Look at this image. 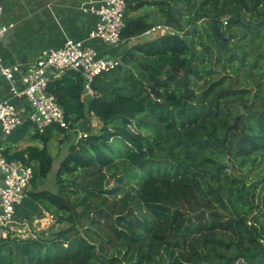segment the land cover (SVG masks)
Masks as SVG:
<instances>
[{
  "label": "trees",
  "instance_id": "16d2710c",
  "mask_svg": "<svg viewBox=\"0 0 264 264\" xmlns=\"http://www.w3.org/2000/svg\"><path fill=\"white\" fill-rule=\"evenodd\" d=\"M185 3L180 18L173 0H128L122 39L172 30L129 47L92 97L80 71L54 78L68 128L25 120L7 135L43 143L4 152L32 166V194L69 225L0 241V264H264V0ZM78 126L90 132L71 144L57 190H38L49 141Z\"/></svg>",
  "mask_w": 264,
  "mask_h": 264
},
{
  "label": "built area",
  "instance_id": "2783aa9c",
  "mask_svg": "<svg viewBox=\"0 0 264 264\" xmlns=\"http://www.w3.org/2000/svg\"><path fill=\"white\" fill-rule=\"evenodd\" d=\"M128 0H104L95 10L99 15L90 38L101 40L107 46H116L122 39L126 26L125 12ZM3 7L0 5V42L14 26L1 22ZM172 28L166 25H156L143 33L150 39L164 35ZM122 63L121 56L100 54L96 46L84 40L67 39L64 46L51 48L24 72L19 64L5 65L0 56V76L11 83V91L16 96H25L31 107L30 120L40 132L51 126L69 127L64 108L56 96L49 92V83L67 70H78L85 78L83 97L96 94L93 89L95 78L108 72ZM24 82V88L19 89L14 84L17 75ZM16 106L0 94V122L3 132L10 134L24 122ZM77 138L89 135L88 131L77 129ZM0 171L3 181L0 183V241L24 239L26 234L21 231L22 225L16 219V207L25 200L34 177L33 168L22 160L8 159L0 156ZM29 232L32 231L29 229ZM33 234V233H32ZM35 236V234H33Z\"/></svg>",
  "mask_w": 264,
  "mask_h": 264
},
{
  "label": "crops",
  "instance_id": "0c3cea01",
  "mask_svg": "<svg viewBox=\"0 0 264 264\" xmlns=\"http://www.w3.org/2000/svg\"><path fill=\"white\" fill-rule=\"evenodd\" d=\"M103 2L104 0H0V5L3 7L1 22L14 24L0 42V56L3 58L4 64L9 66L19 64L25 72L49 49L64 46L67 39L84 40L91 43L103 55L122 56L129 48L127 42L137 37L123 39L116 46H107L101 40L90 38L91 31L99 19L95 10ZM144 12L145 10H141L138 13L143 14ZM14 84L20 90L24 88V82L19 74L16 76ZM0 94L16 106L24 120H28L32 112L28 99L25 96L14 95L11 91V83L3 76H0ZM87 125L93 129L100 128L101 121L91 115L90 123ZM78 128L90 132L88 128L80 126ZM71 132L56 133L48 143L49 151L54 158L52 168L55 167V174L69 153L71 144L78 140L77 135L75 133L73 135ZM7 135L3 132L0 122V156H6L5 150L15 155L25 151L28 146H43L41 141L32 139L30 135L17 143L10 142ZM62 136L64 137L62 138ZM54 141H59L64 145L63 148L61 147L60 153V148L57 146L55 148ZM2 181L3 175L0 171V183ZM47 181L48 178L43 185L39 186L38 190L56 191L57 187L54 190L47 186ZM35 190L31 183L25 200L16 207V219L23 227L34 232L39 231L42 234L55 221L53 217H50L53 213L46 210L32 194ZM41 219L42 221L44 219V230L37 223Z\"/></svg>",
  "mask_w": 264,
  "mask_h": 264
},
{
  "label": "rangeland",
  "instance_id": "374dc122",
  "mask_svg": "<svg viewBox=\"0 0 264 264\" xmlns=\"http://www.w3.org/2000/svg\"><path fill=\"white\" fill-rule=\"evenodd\" d=\"M174 1H175V5H174L175 7L173 8V11H174V14L175 15L179 16L180 18L182 16L190 15L188 8L186 9L187 5L185 3V1L187 2L188 0H173V2ZM183 8L186 9L187 11L184 12ZM147 40H150V38L147 37V36L140 35L137 38L128 41L127 42V44H128L127 46L131 47L134 43L136 44V43H139V42H145ZM248 76L250 78H253V75L252 74H249L248 73ZM75 132H77V130ZM71 133L74 135V132H71ZM63 137L64 136H62V138ZM54 144H55V148H56V146L60 148L59 149V153H60L61 147L63 148L64 145L61 142H59V141L58 142H55L54 141ZM54 168H52L51 172L48 175L47 186H50L51 188H53L54 190H56V187H57L56 186V174H55V169ZM263 177H264V173H262L261 175H256V177H255V179L257 181H260L259 186H258V191H260V196H261L260 200H262V197L264 195V181H263ZM112 184H116V182L113 181ZM50 217H53L54 218V221H56V217L54 216V214H51ZM37 223L41 225L42 230L45 229V227H43L44 226L43 225L44 219H43V221H42V219L41 220H38ZM67 225H69L68 222L67 223H59V222L56 221L53 224H51V226L48 227V229L44 230L42 234L38 230H36L38 232L32 231V233L35 234V236L31 232H29V229L28 228H25L23 226L21 228V231H24L25 234H26V236H25L24 239H29V240L30 239H34V240H44V239H48L51 236V234L53 233V231H56V230L61 229V228H64ZM52 228L54 230H52ZM41 238H43V239H41ZM24 239H17V240H24ZM32 244H34V243H32ZM17 246L18 245H15V248ZM34 248H38V246L36 245ZM51 248H55V246H53ZM21 250H23V248Z\"/></svg>",
  "mask_w": 264,
  "mask_h": 264
}]
</instances>
